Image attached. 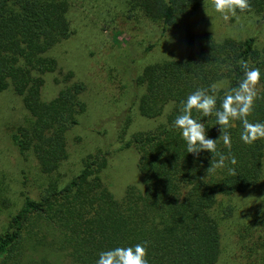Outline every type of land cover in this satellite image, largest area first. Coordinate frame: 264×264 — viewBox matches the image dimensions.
Wrapping results in <instances>:
<instances>
[{"label": "trees", "instance_id": "1", "mask_svg": "<svg viewBox=\"0 0 264 264\" xmlns=\"http://www.w3.org/2000/svg\"><path fill=\"white\" fill-rule=\"evenodd\" d=\"M84 1L91 5L94 0ZM205 1L126 2L135 21L138 11L139 17L162 25L164 33L177 26L179 16ZM250 4L244 14L264 20V0H250ZM72 9L71 0H0V91L11 87L29 113L9 133L21 158L35 168L31 187L24 170L23 179L9 178L0 170V212L5 214L0 264H95L101 251L144 241L149 264H216L224 223L237 209L233 198L253 191L263 174L264 140L242 143V125L235 121L228 129L229 152L215 116L201 117L193 110L194 117L205 122L207 137L217 139L218 151L237 160L235 166L228 165L235 167V175L229 174L228 167L209 173L215 154L187 153L172 122L190 93L213 83L221 86L219 108L223 95L242 79L241 61L264 73V41L253 34L217 39L210 30H200L188 37L182 58L144 65L134 79L139 88L135 104L141 116L162 120L153 129L122 139L119 149L133 148L138 154L142 188L129 185L116 198L102 179L109 153L98 145L71 174L64 176L61 170L69 154L67 134L88 110L84 82L75 79L71 70H61L51 54L72 34ZM157 44L154 41L146 49ZM50 73L57 74L54 80L62 86L45 100L42 87ZM257 88L259 98L248 120L264 122V75ZM113 98L114 104L118 102ZM248 229L260 243L245 259L249 264H264L263 212Z\"/></svg>", "mask_w": 264, "mask_h": 264}, {"label": "rangeland", "instance_id": "2", "mask_svg": "<svg viewBox=\"0 0 264 264\" xmlns=\"http://www.w3.org/2000/svg\"><path fill=\"white\" fill-rule=\"evenodd\" d=\"M71 1L72 34L56 45L51 54L58 59L61 70H71L75 79L84 82L83 99L88 110L67 134L69 154L61 170L64 176L71 174L79 167L81 158L98 145L109 153L102 179L115 197L120 198L129 185L142 188L138 154L133 148L119 149L124 142L122 139L153 129L162 120V117L141 116L135 104L139 88L134 79L144 65L161 59L182 58L188 37L200 30H210L217 39L253 34L264 41V20L239 13L238 18L226 22L212 9V1L207 0L198 9L179 16L177 26L162 33V25L139 17L138 11L136 21L129 16L127 0H94L91 5L84 0ZM104 5L114 8L108 12L102 9ZM154 41L158 44L147 50ZM56 75H45L42 87L45 100L54 97L62 86L55 82ZM113 97L119 98L115 104ZM28 118L21 97L11 87L0 91V170L13 179H23L24 170L28 176L27 186L31 187L35 168L32 162L21 158L9 133L11 127L22 125ZM15 187L18 188V184ZM233 200L237 209L224 223L222 253L216 264H249L250 260L245 259L247 253L259 246L260 242L255 241V233L248 226L264 213V169L254 190L238 194ZM4 223L5 214L0 212V227Z\"/></svg>", "mask_w": 264, "mask_h": 264}, {"label": "clouds", "instance_id": "3", "mask_svg": "<svg viewBox=\"0 0 264 264\" xmlns=\"http://www.w3.org/2000/svg\"><path fill=\"white\" fill-rule=\"evenodd\" d=\"M212 9L220 15L224 21L238 18L239 13L250 11V0H212ZM243 72L242 79L236 87L228 89L223 95L219 108L217 107L218 93L221 90L219 84L213 83L207 88H197L181 102L179 114L172 122V127L179 130L181 138L186 144L187 153L198 157L201 152L215 154L207 171L215 173L228 165L237 164L234 155L226 156L217 149V139L207 137L205 122L193 115L195 110L201 117L215 116L217 125L222 126L223 145L231 149L232 137L228 129L235 121H240L242 130L240 140L246 145L254 144L258 140H264V122H251L248 116L252 113L255 101L259 98L257 85L262 75L261 69L251 66L248 61H241ZM166 122V121H165ZM230 175L236 174L235 167H228ZM148 242H140L130 246H117L98 253L95 264H149L147 259Z\"/></svg>", "mask_w": 264, "mask_h": 264}]
</instances>
